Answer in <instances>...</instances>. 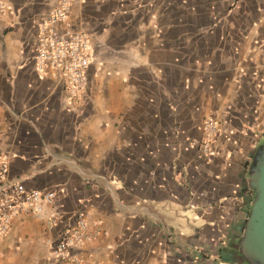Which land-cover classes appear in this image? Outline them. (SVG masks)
Returning <instances> with one entry per match:
<instances>
[{"label": "crops", "instance_id": "obj_1", "mask_svg": "<svg viewBox=\"0 0 264 264\" xmlns=\"http://www.w3.org/2000/svg\"><path fill=\"white\" fill-rule=\"evenodd\" d=\"M0 4V153L10 177L56 195L13 219L0 264H68L51 246L76 212L99 223L80 251L93 264H237L264 137V0H75L93 56L84 100L35 68L53 0Z\"/></svg>", "mask_w": 264, "mask_h": 264}, {"label": "built area", "instance_id": "obj_2", "mask_svg": "<svg viewBox=\"0 0 264 264\" xmlns=\"http://www.w3.org/2000/svg\"><path fill=\"white\" fill-rule=\"evenodd\" d=\"M74 2L53 0L47 20L41 21L38 26L34 62L38 72L51 71L71 99L84 100L87 73L93 56L88 37L69 22ZM202 129L207 138L202 143V150L211 155L208 143L217 135L219 124L214 119H206ZM55 197L54 191L28 188L20 179L10 177L9 159L0 153V240L10 231L14 218L40 214L46 207L53 208ZM62 222L61 215L53 211L47 219V227L54 229ZM99 234V223L93 222L90 226L86 215L76 212L72 222L62 225L57 231L51 246V256L68 264H93L81 257L80 251L87 241Z\"/></svg>", "mask_w": 264, "mask_h": 264}, {"label": "water", "instance_id": "obj_3", "mask_svg": "<svg viewBox=\"0 0 264 264\" xmlns=\"http://www.w3.org/2000/svg\"><path fill=\"white\" fill-rule=\"evenodd\" d=\"M245 179L251 199L242 232L235 241L237 264H264V137L251 153Z\"/></svg>", "mask_w": 264, "mask_h": 264}]
</instances>
